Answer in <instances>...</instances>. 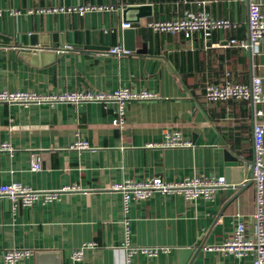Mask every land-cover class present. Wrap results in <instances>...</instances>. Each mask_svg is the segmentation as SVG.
<instances>
[{
  "label": "crops",
  "instance_id": "0c3cea01",
  "mask_svg": "<svg viewBox=\"0 0 264 264\" xmlns=\"http://www.w3.org/2000/svg\"><path fill=\"white\" fill-rule=\"evenodd\" d=\"M83 5L103 8L80 14L75 8ZM130 5L149 6L138 21L136 13L128 20L136 48L110 53V47L125 48L121 23ZM186 10H205L235 26L217 27L209 36L199 30L191 38L148 26ZM248 14V0H0V34L7 38L0 40V90L57 95L129 88L156 94L125 101L120 124L114 122L120 110L115 99L0 102V185L75 187L30 206L0 196V264L1 253L13 247L34 251L19 264H38L40 250L60 252L61 264H126L127 242L168 248L136 253L130 264H181V249L198 242L188 264H253L251 255L206 248L222 243L254 209L252 166L239 181L229 171L227 152L253 159V121L261 110L257 118L264 122V102H212L205 95L208 84L226 78L249 85L261 76L264 90V38L253 49L228 45L232 37L248 36ZM24 34H37L39 42L23 43ZM176 131L188 144L165 145ZM77 140L88 146L76 147ZM33 153L40 155L39 170L31 169ZM198 175H224L229 185L193 201L154 191L130 200L127 210L122 192L109 188L124 179ZM90 243L75 262L72 252Z\"/></svg>",
  "mask_w": 264,
  "mask_h": 264
},
{
  "label": "built area",
  "instance_id": "2783aa9c",
  "mask_svg": "<svg viewBox=\"0 0 264 264\" xmlns=\"http://www.w3.org/2000/svg\"><path fill=\"white\" fill-rule=\"evenodd\" d=\"M248 36L245 38L232 37L228 45L236 46L244 49L255 48L264 38V11L260 0H248ZM103 6L83 5L75 9L84 14L94 9H102ZM66 10L65 8H61ZM130 22H122L121 27H130ZM155 31L168 32L171 34L183 33L186 38H191L193 34L202 30L206 36L212 34L217 27H234L235 24L227 18L214 19L209 16L205 10L193 11L186 10L183 15L174 19L153 21L148 24ZM108 52L114 54H125L128 51L121 46H113L107 49ZM206 98L212 102L238 100L250 101L253 103L264 102V90L262 86L261 76H254L251 84H244L226 78L220 83H210L205 89ZM156 96L153 92L146 90L133 92L129 88H119L112 93L93 92V91H71L63 94L39 95L34 92L27 91H10L0 90V102L12 104L22 103L30 104L41 101H68L78 103L82 100H111L115 99L120 104V110L114 119L116 124L122 122L124 113L123 104L131 99H145ZM256 118L253 121V143H254V161L252 165L254 187V209L249 220H240L236 223L232 234L222 243L206 246L207 249H215L227 253L234 254L237 257H245L251 255L253 264H264V122L257 117L262 115L261 110H257ZM165 145L181 146L188 142L182 139L179 132L168 133ZM76 147L85 148L88 142L77 140ZM10 147V146H8ZM3 148H7L4 144ZM41 158L38 153L32 154L31 169H41ZM229 183L224 175L220 176H188L181 181H167L161 176H154L145 180L137 181L134 179H124L120 183L109 186L110 189L119 190L123 194L125 209L132 199H146L154 191H162L164 193H182L189 201H193L200 196L212 198L215 192L228 186ZM75 187L65 186L60 189H34L25 186L21 182L13 181L0 185V196H7L13 202H21L24 206H30L35 201L49 202L59 197V195L67 190ZM128 219L124 220L128 229ZM128 234V231H127ZM93 245V243L76 248L72 252V258L75 262L82 260L84 250ZM126 264H130L131 257L139 252L148 255H156L160 251H167V247L158 246H134L126 243ZM34 251L28 248H8L1 253L2 264H19V261L33 254Z\"/></svg>",
  "mask_w": 264,
  "mask_h": 264
},
{
  "label": "water",
  "instance_id": "95a60500",
  "mask_svg": "<svg viewBox=\"0 0 264 264\" xmlns=\"http://www.w3.org/2000/svg\"><path fill=\"white\" fill-rule=\"evenodd\" d=\"M149 8L147 5H130L124 8L123 14H124V21L128 22L130 16H132L134 13L137 14V16H134V21H138V16L144 15L143 13H146L145 11ZM123 35L125 39V48L127 50L135 49V36H136V30L134 27L126 28L123 30ZM49 36H44L42 40V43H47ZM6 36H3L0 34V40L3 42L6 41ZM22 42L27 44L31 42L33 45L37 44L39 42V36L37 34H32L30 36H27V34H24L22 36ZM59 44H64L63 42H59ZM57 46H60L58 44H55ZM254 159V158H253ZM247 160L246 158L242 157L241 155L237 154L236 152L229 151L227 152V161L229 166V171L236 172L239 175V181H242L244 178L245 172L248 170L249 166L253 165L254 160ZM253 174L251 175L250 182L252 183ZM201 242H198L194 249L192 248H184L181 249V264H188V257L189 259L192 258V255H194L197 251L200 250ZM191 253V254H190ZM190 255V256H189ZM38 264H48L49 260H54L56 263L61 264V253L57 251H46V250H40L36 253Z\"/></svg>",
  "mask_w": 264,
  "mask_h": 264
}]
</instances>
